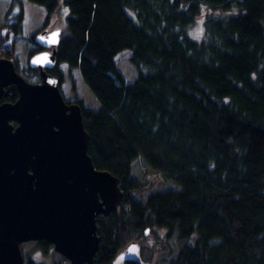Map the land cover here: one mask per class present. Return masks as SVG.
Masks as SVG:
<instances>
[{"label": "trees", "instance_id": "16d2710c", "mask_svg": "<svg viewBox=\"0 0 264 264\" xmlns=\"http://www.w3.org/2000/svg\"><path fill=\"white\" fill-rule=\"evenodd\" d=\"M14 37L23 34L22 0ZM47 10L50 32L61 6L69 9L47 72L64 82L61 63L78 68L99 103L82 108L88 153L99 170L119 179L116 212L97 218L101 247L92 264H112L145 230L174 239L162 264H264V0H29ZM204 8V37L189 29ZM0 38V58L19 68L15 40ZM131 50L138 75L128 82L115 57ZM15 85L0 104L17 101ZM142 162L178 189H155L135 175ZM36 248L47 256L53 245ZM149 264L150 250L141 249ZM25 264H44L24 256ZM66 260V259H65ZM68 261H66L67 263ZM49 264H62L51 261ZM126 264H135L127 262Z\"/></svg>", "mask_w": 264, "mask_h": 264}, {"label": "water", "instance_id": "95a60500", "mask_svg": "<svg viewBox=\"0 0 264 264\" xmlns=\"http://www.w3.org/2000/svg\"><path fill=\"white\" fill-rule=\"evenodd\" d=\"M61 30L41 32L31 56L40 80H27L0 58V100L15 85L19 97L0 104V264H25L22 244L46 241L70 264H92L101 247L97 218L116 212L124 193L119 179L99 170L88 153L82 108L65 100L56 65ZM150 229L145 230V235ZM149 264L130 242L112 264Z\"/></svg>", "mask_w": 264, "mask_h": 264}, {"label": "rangeland", "instance_id": "374dc122", "mask_svg": "<svg viewBox=\"0 0 264 264\" xmlns=\"http://www.w3.org/2000/svg\"><path fill=\"white\" fill-rule=\"evenodd\" d=\"M15 4V3H14ZM11 0H0V38L2 35L10 34L8 42L11 44L15 40V50L19 60V68L23 69L29 65V51L33 48H37L38 44L34 42L30 37L35 32L41 31L46 21L47 10L44 6L37 3H33L29 0H22L24 8V30L23 34L14 37L10 31V23L15 22V16L19 13V6L14 5ZM213 13L212 9L204 8L203 13L198 17L195 24L189 29L191 38L200 40L204 37L205 28L204 20L205 15ZM15 15V16H14ZM69 15V9L61 6L58 12L54 15L50 25L47 28L51 30H62L65 24V17ZM131 50L125 49L118 53L115 57L116 63L120 71L124 74L128 82L134 81L137 77V68L132 64ZM59 67L63 70L65 79L60 88L62 94L67 101L81 100L85 107L98 108L99 103L95 96L91 93L78 68H70L67 64L61 63ZM32 82L37 81L38 77L29 78ZM135 175L144 187L141 189V193L145 194L147 189V183L152 182L155 189H178V185L172 182H166L157 174L151 171L142 162L135 164ZM138 242L141 249L150 250L153 256L151 262L162 264L165 260V253L167 250L174 246L175 242L173 237L167 238L164 230H150L149 233L139 239L134 240ZM22 251L24 256L33 257L49 264L51 261H57L62 264H70L67 259L55 252L54 248L50 250L47 256H44L37 248L36 242H26L22 244Z\"/></svg>", "mask_w": 264, "mask_h": 264}, {"label": "flooded vegetation", "instance_id": "af4514ba", "mask_svg": "<svg viewBox=\"0 0 264 264\" xmlns=\"http://www.w3.org/2000/svg\"><path fill=\"white\" fill-rule=\"evenodd\" d=\"M50 31H53V30H50ZM39 47V46H38ZM46 48V47H45ZM45 50H48V51H50L51 49L50 48H46ZM74 102H75V100H74ZM77 103V102H76Z\"/></svg>", "mask_w": 264, "mask_h": 264}]
</instances>
